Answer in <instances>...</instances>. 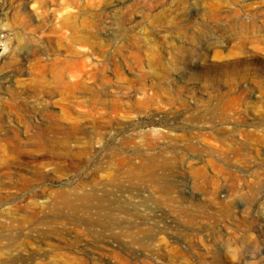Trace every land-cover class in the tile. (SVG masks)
<instances>
[{
	"label": "rangeland",
	"instance_id": "obj_1",
	"mask_svg": "<svg viewBox=\"0 0 264 264\" xmlns=\"http://www.w3.org/2000/svg\"><path fill=\"white\" fill-rule=\"evenodd\" d=\"M0 53L1 110L95 135L39 181L13 166L0 264H264V0H0Z\"/></svg>",
	"mask_w": 264,
	"mask_h": 264
},
{
	"label": "bare ground",
	"instance_id": "obj_2",
	"mask_svg": "<svg viewBox=\"0 0 264 264\" xmlns=\"http://www.w3.org/2000/svg\"><path fill=\"white\" fill-rule=\"evenodd\" d=\"M10 52L12 53L13 49ZM8 60H10V57ZM9 62L11 63V61ZM244 78L245 75L240 74L237 79L240 82V79ZM95 79H97L96 83L101 88L98 87L95 89L93 87L94 89H91L90 93L93 94L91 95L94 101L93 106L98 108L104 105L105 99L103 97L107 95L110 81L103 77H97ZM208 79L210 80V78ZM3 106L2 110L0 107V176L4 177L8 182L0 185V191H3V197L0 196V199L7 200L10 198L12 189L24 191L30 189L32 185L31 179L23 175L15 177L16 173L12 174L11 169L14 165H19L20 168L32 165L34 167L32 178L35 181H39L44 178L42 167L53 166L55 171L58 162H67L68 160L79 163L83 159L86 149L80 152L79 148V151L75 152L70 144L73 140H76L75 143L78 144L74 146H80L79 134L87 133L88 138L86 142H83L85 145H93L95 143L94 133L91 132L92 135L88 131L86 132L85 127L82 126V119L80 118H74L70 114L58 116V113L50 111H44L40 113L38 118H34L31 111L22 110L18 105L10 106V111H5L6 109L4 110ZM228 106L230 105L228 104ZM107 108L108 105L105 109ZM87 116L91 119L95 131L101 128V122H110L113 120V117L109 113H88ZM63 122L69 123L68 128H63ZM89 128L92 131V127ZM33 192L34 195L40 193L37 188ZM30 205L33 211L30 214L28 213L27 217H30L31 221H33L34 217L42 210V204L40 202H31ZM18 208L23 209L21 207ZM24 208L27 209L28 205H25Z\"/></svg>",
	"mask_w": 264,
	"mask_h": 264
},
{
	"label": "clouds",
	"instance_id": "obj_3",
	"mask_svg": "<svg viewBox=\"0 0 264 264\" xmlns=\"http://www.w3.org/2000/svg\"><path fill=\"white\" fill-rule=\"evenodd\" d=\"M4 53H0V55H3Z\"/></svg>",
	"mask_w": 264,
	"mask_h": 264
}]
</instances>
